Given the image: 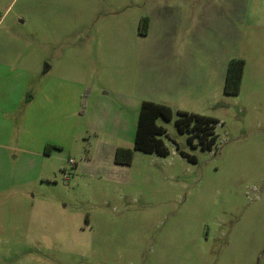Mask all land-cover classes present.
<instances>
[{
  "label": "rangeland",
  "instance_id": "1",
  "mask_svg": "<svg viewBox=\"0 0 264 264\" xmlns=\"http://www.w3.org/2000/svg\"><path fill=\"white\" fill-rule=\"evenodd\" d=\"M153 3L0 0V109L9 106L13 140L24 129H34L54 145L52 157L35 162L21 181H26L29 199L54 201L58 225L52 238L42 239L27 254L0 255V264L140 263L158 233L211 234L216 213L248 217L264 250V60L260 63L259 53H252L244 61L236 95L224 94L222 82L211 85L203 77L201 99L192 105L218 120L211 149L190 145L187 132L176 129L173 104L170 120L155 119L165 129L159 137L168 153L134 149L137 116L120 104L118 93L140 87L142 95L161 92L166 99L169 91L184 86L173 74L178 62L165 61L163 35L138 32L140 16L147 18ZM49 64L53 67L43 74ZM192 67L187 64L188 71ZM210 68L206 62L202 70ZM51 76L58 77L59 120L51 124L34 117L32 122L36 97ZM89 86L95 97L85 105ZM27 94L34 100L24 104ZM29 109L24 124L21 117ZM116 147L131 150L130 163L114 162ZM18 157L11 167L23 172L24 159ZM167 217L174 219L169 223ZM86 223L90 228L84 230ZM229 225L224 223L225 231ZM131 246L142 249L141 255L132 254Z\"/></svg>",
  "mask_w": 264,
  "mask_h": 264
},
{
  "label": "crops",
  "instance_id": "2",
  "mask_svg": "<svg viewBox=\"0 0 264 264\" xmlns=\"http://www.w3.org/2000/svg\"><path fill=\"white\" fill-rule=\"evenodd\" d=\"M153 1L143 35L154 31L163 35L161 38H163L165 61L169 59L178 62L179 68H176L173 74L180 76L179 80L184 86L169 91L166 99L162 97L161 92L155 97L142 95L140 87H129L126 94L118 93L120 104L122 102L126 104L136 116L142 100L164 103L170 108L173 104L176 110L198 113L193 109L192 104L198 98L201 99L203 91L198 87L203 77L209 78L211 85L214 81L216 84L222 82L223 85L230 58L241 57L246 64L249 55L259 53L260 63L264 60V27H262L264 0ZM206 62L211 66L207 72L202 70ZM189 63L193 64L190 71L187 70ZM52 67L51 64L45 65L43 74L49 73ZM174 77L176 78L175 75ZM57 79L58 77L51 76L46 87H41L36 97L37 103L32 122L34 117L35 120L45 118L51 124L58 122L60 104ZM188 81L192 83L189 84ZM93 91L90 86L85 88V105H91L90 102L95 97ZM33 100L34 97L27 94L23 103H32ZM8 107L4 106L0 109V255L2 256L27 254V250L36 247L42 239L52 238L54 231H58V225L54 221V211H56L54 201L50 198L29 199L26 181H21L22 173L25 176L34 167L35 162L40 164L44 158H51L55 149H49L48 153H44V147L50 139L38 137L34 129H24L22 134L13 140L9 134ZM29 112L30 109L22 114L24 124L30 117ZM18 155L24 159L23 172L20 168L11 167V162L18 161ZM167 219L171 223L174 217ZM227 221L230 222V227L225 231L224 223ZM203 222L205 225L208 224L207 221ZM214 222L216 226L214 232L210 234L207 231L205 236L201 232L169 229L158 233L149 242L147 253H142L141 262L130 261L129 264L262 263L264 258L262 242L256 233L251 232V221L248 217L228 219L216 213ZM86 224L84 230L90 228V223ZM44 226L48 230H45ZM56 232L55 238H59ZM106 234L112 235L109 232ZM100 239L104 241V237ZM141 250L131 246L132 254L141 255ZM212 250L215 254L211 253ZM145 254L146 259L143 256Z\"/></svg>",
  "mask_w": 264,
  "mask_h": 264
},
{
  "label": "trees",
  "instance_id": "3",
  "mask_svg": "<svg viewBox=\"0 0 264 264\" xmlns=\"http://www.w3.org/2000/svg\"><path fill=\"white\" fill-rule=\"evenodd\" d=\"M146 25L147 18L142 16L139 19L138 32L144 33ZM243 66L244 59L241 57H232L228 60L222 85L224 94L236 95L239 93ZM175 113L177 117L173 120V124L179 132H187V142L192 146L198 144L201 149H211L216 139L214 127L218 120L214 117L179 109ZM172 115L173 111L168 105L151 100H142L133 136V148L142 152H154L157 155L165 156L168 149L159 137L165 133V129L161 125H157L155 119L161 117L164 120H170ZM194 139H196V143H193ZM52 146L54 147V145L46 144L44 153H48ZM179 154L190 161L195 160L193 155L182 150H179ZM131 157L132 153L129 148L116 147L113 159L115 163L128 164ZM261 264H264V258Z\"/></svg>",
  "mask_w": 264,
  "mask_h": 264
}]
</instances>
